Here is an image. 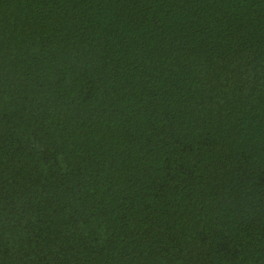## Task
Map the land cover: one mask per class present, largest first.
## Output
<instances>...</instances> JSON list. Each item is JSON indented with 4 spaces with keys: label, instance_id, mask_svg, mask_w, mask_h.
Listing matches in <instances>:
<instances>
[{
    "label": "trees",
    "instance_id": "16d2710c",
    "mask_svg": "<svg viewBox=\"0 0 264 264\" xmlns=\"http://www.w3.org/2000/svg\"><path fill=\"white\" fill-rule=\"evenodd\" d=\"M0 264H264V0H0Z\"/></svg>",
    "mask_w": 264,
    "mask_h": 264
}]
</instances>
